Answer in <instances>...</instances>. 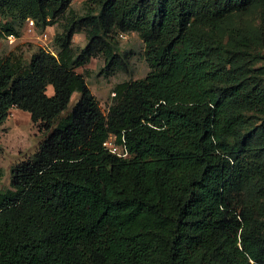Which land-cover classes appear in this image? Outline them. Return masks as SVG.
<instances>
[{
    "label": "trees",
    "instance_id": "1",
    "mask_svg": "<svg viewBox=\"0 0 264 264\" xmlns=\"http://www.w3.org/2000/svg\"><path fill=\"white\" fill-rule=\"evenodd\" d=\"M71 2L0 0V39L65 17L55 53L0 56V123L18 107L46 133L0 189V264H264V0ZM124 31L150 69L104 113L77 67L122 68Z\"/></svg>",
    "mask_w": 264,
    "mask_h": 264
},
{
    "label": "rangeland",
    "instance_id": "2",
    "mask_svg": "<svg viewBox=\"0 0 264 264\" xmlns=\"http://www.w3.org/2000/svg\"><path fill=\"white\" fill-rule=\"evenodd\" d=\"M88 6L87 0H72L71 2V7L79 13H85ZM64 22L65 17H60L58 22L44 28L35 25L34 29H29L26 20L21 27L20 36L14 39L7 36L0 39V56H5L15 50L23 51L25 57L28 58L30 53L39 46L56 52L54 37L57 31L62 30ZM43 32H47L48 35L44 36ZM87 40L84 30L75 32L72 40L75 51L79 52ZM118 40L120 46L117 52L121 58L122 68L112 74H106L103 70L106 62L102 52L91 56L88 62L77 67V71L85 74L90 92L99 101L104 113L113 103L114 87L118 82L143 77L150 69L143 54L145 44L138 32L124 31L119 34ZM47 92L49 94L53 92L51 85L48 86ZM80 98L81 94L74 92L65 112L76 105ZM40 124V121L32 119L29 111L18 107H13L8 117L0 123V189L11 186L12 168L30 157L38 148L46 134Z\"/></svg>",
    "mask_w": 264,
    "mask_h": 264
},
{
    "label": "built area",
    "instance_id": "3",
    "mask_svg": "<svg viewBox=\"0 0 264 264\" xmlns=\"http://www.w3.org/2000/svg\"><path fill=\"white\" fill-rule=\"evenodd\" d=\"M27 22H28L29 29H34L35 28L36 23H35L33 18L28 17L27 18ZM43 35L47 36L48 33L47 32H43ZM7 37H9L10 39H14L16 36L14 34H9ZM50 51L52 53H55V51H53L52 49H50ZM104 145L109 150H111L112 152L118 153L120 155H127V153H128L127 150H126L125 145L122 144V143L121 144L117 143L114 140V136H112V135L104 141Z\"/></svg>",
    "mask_w": 264,
    "mask_h": 264
}]
</instances>
